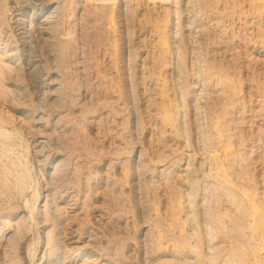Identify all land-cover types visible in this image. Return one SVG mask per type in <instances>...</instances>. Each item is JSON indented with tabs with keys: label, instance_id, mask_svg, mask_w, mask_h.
Returning a JSON list of instances; mask_svg holds the SVG:
<instances>
[{
	"label": "rangeland",
	"instance_id": "obj_1",
	"mask_svg": "<svg viewBox=\"0 0 264 264\" xmlns=\"http://www.w3.org/2000/svg\"><path fill=\"white\" fill-rule=\"evenodd\" d=\"M65 1L0 0V264H264V0Z\"/></svg>",
	"mask_w": 264,
	"mask_h": 264
},
{
	"label": "bare ground",
	"instance_id": "obj_2",
	"mask_svg": "<svg viewBox=\"0 0 264 264\" xmlns=\"http://www.w3.org/2000/svg\"><path fill=\"white\" fill-rule=\"evenodd\" d=\"M118 1H119V0H118ZM65 2H66V4H67V6H71L73 0H66ZM113 5H114V4H113ZM114 6H115V5H114ZM110 7H111V6H110ZM66 13H67V12H66ZM113 14H114V13H113V11H112V14L109 15V17H108L109 20H111V21H112V19H114V18H113ZM114 15H115V14H114ZM62 19H63V21H64V20H65V21H68V20L70 19V14H63V15H62ZM109 20H108V21H109ZM113 23H114V22H113ZM114 27H115V26H114ZM111 28H112V27H111ZM64 36L67 37V38H66V41H67V42L71 40V38L69 37V33H68V32H65ZM71 41H72V40H71ZM71 41H70V42H71ZM114 41H115V40H114ZM67 42H66V43H67ZM73 42H74V41H73ZM73 42H72V45L75 44V43L73 44ZM112 42H113V41H112ZM64 43H65V42H64ZM66 43H65V44H66ZM115 46H116V45H115ZM68 48H69V47H68ZM181 52H182V51H181ZM183 53H184V52H183ZM182 58H183V57H182ZM114 61H116V60H114ZM194 62H195V61H194ZM181 63H182V62H181ZM117 64H118V63H117ZM115 65H116V64H115ZM4 67H5V66H4ZM13 117H14V116H13ZM73 117H74V116H73ZM218 125H219V124H218ZM216 127H217V125H216ZM217 133H218V132H217ZM219 134H220V133H219ZM77 138H78V137H77ZM102 149H103V148H102ZM58 151H59V150H58ZM8 162H9V161H8ZM11 162H12V160H11ZM210 162H211V161H210ZM19 163H20V162H19ZM11 164H12V163H11ZM13 164H14V163H13ZM22 165H23L24 168H25V165H24V164H22ZM7 166H8V164H7ZM13 166H14V165H13ZM213 166H214V165H213ZM17 167H18V166H17ZM20 167H21V165H20ZM65 167H66V166H65ZM65 167H63V168H65ZM7 168H10V166L7 167ZM68 168H69V167H67V169H68ZM14 169H17V168L14 167ZM14 169H13V170H14ZM65 169H66V168H65ZM69 169H70V168H69ZM19 170H22V169H19ZM24 170H25V169H24ZM63 170H64V169H63ZM75 170H76V168H75ZM0 171H1V170H0ZM2 171H3V170H2ZM11 171H12V169H11ZM25 171H27V170H25ZM6 172H9V171L7 170ZM18 172L21 173V171H18ZM22 172H23V171H22ZM27 172H29V171H27ZM69 172H70V171H69ZM72 172H73V171H72ZM74 172H75V171H74ZM80 172H81V171H80ZM13 173H14V172H13ZM15 173H16V172H15ZM20 173H19V175H20ZM24 173H25V172H24ZM63 173H65V172H63ZM9 174H10V173H9ZM17 174H18V173L15 174V177L18 176ZM96 174H97V173H96ZM23 175H24V174H23ZM80 175H81V174H80ZM202 175H203V174H202ZM6 176H8V175H6ZM24 176H25V175H24ZM63 176H64V175H63ZM18 177H19V176H18ZM18 177H17V179L19 180L20 178H18ZM20 177H21V175H20ZM25 177H27V176H25ZM25 177H23L22 179H24ZM82 177H83V176H82ZM185 177H186V176H185ZM10 178H11V175H10ZM69 178H70V177H69ZM77 178H78V177H77ZM187 178H188V177H187ZM8 179H9V178H8ZM14 179H15V178H14ZM22 179H20V181H19L20 183H21ZM27 179H28V178H27ZM29 179H30V178H29ZM63 179H65V178H63ZM79 179H80V178H79ZM79 179H78V180H79ZM9 180H10V179H9ZM56 180H57V179H56ZM189 180H190V179H189ZM26 181H28V180H26ZM82 181H84V180H82ZM82 181H81V182H82ZM11 182L13 183V181H11ZM60 182H61V181H60ZM79 182H80V180H79ZM87 183H88V182H87ZM18 184H19V183H17V186H18ZM38 184H39V183H38ZM2 185H3V184H2ZM14 185H15V181H14ZM14 185H12V186H14ZM60 185H61V184H60ZM21 186H22V185H20V187H21ZM23 186H24V185H23ZM37 186H38V185H37ZM39 186H40V184H39ZM39 186H38V188H39ZM58 186H59V185H58ZM203 186H204V185H203ZM26 187H27V186H25V188H26ZM192 187H193V186H192ZM1 188H2V187H1ZM5 188H6V187H5ZM12 188H13V187H12ZM23 188H24V187H23ZM25 188H24V189H25ZM15 189H16V188L14 187L13 190L15 191ZM21 189H22V188H21ZM21 189H20V188H17L16 190H21ZM201 189H202V188H201ZM5 190H6V189H5ZM8 190H9V188H8ZM36 190H37V189H36ZM14 191H12V192H14ZM5 192H7V191H5ZM17 192H18V191H17ZM20 192H21V191H20ZM9 193H10V192H9ZM21 193H22V192H21ZM202 193H203V190H202ZM7 194H8V192H7ZM7 194H6V195H7ZM12 194H13V193H12ZM16 194H17V193H16ZM184 194H185V193H184ZM187 194H188V192H187ZM9 195H10V194H9ZM13 195H14V194H13ZM23 195H24V193H23ZM35 195H36V194H35ZM59 195H61V194L59 193ZM20 196H21V195H20ZM36 196H37V199H38V195H36ZM54 196H55V195H54ZM187 196H188V195H187ZM189 196H190V195H189ZM11 198H12V197H11ZM59 198H60V197H59ZM186 198H187V197H186ZM53 200H54V199H53ZM23 201H24V202H27V201L24 200V199H23ZM56 201H57V200H56ZM183 201H184V200H183ZM185 201H186V199H185ZM0 203H1V202H0ZM53 203H54V202H53ZM2 204H3V203H2ZM24 204H27V203H23V205H24ZM85 204H86V202H85ZM188 204H189V203H188ZM56 205H57V204H56ZM69 206H70V205H69ZM185 206H186V205H185ZM183 207H184V206H183ZM15 208H16V207H15ZM189 208H190V207H189ZM191 208H193V207H191ZM191 208H190V209H191ZM206 208H208V205H207ZM185 209L187 210V208H185ZM10 210H11V209H10ZM12 210H13V209H12ZM183 210H184V209H183ZM208 210H209V208H208ZM188 211H189V210H188ZM194 211H195V210H194ZM209 211H210V210H209ZM66 212H67V211H66ZM86 212H87V211H86ZM183 212H184V211H183ZM210 212H211V211H210ZM10 213H11V212H9V214H10ZM49 213H50V212H49ZM187 213H188V212H187ZM187 213H186V214H187ZM190 213H191V212H190ZM195 213H196V212H195ZM195 213H194V215H195ZM11 214H12V213H11ZM67 214H68V213H67ZM208 214H210V213H208ZM194 215H193V217L195 218L196 216H194ZM47 216H48V215H47ZM50 216H51V215H50ZM188 216H189V213H188ZM188 216H187V217H188ZM191 216H192V215H191ZM208 216H209V215H208ZM55 217H57V215H56ZM88 217H89V215H88ZM193 217H191V218H193ZM52 218H53V217H52ZM189 218H190V217H189ZM204 218H205V217H204ZM58 219H60V218H58ZM187 219H188V218H187ZM211 219H213V218H211ZM195 221H196V220H195ZM195 221H194V222H195ZM202 222H203V221H202ZM214 222H216V221L214 220ZM189 223H190V222H189ZM197 223H198V222H197ZM206 223H207V222H206ZM209 223H211V222L209 221ZM216 223H217V222H216ZM192 224H193V222H192ZM202 224H203V223H202ZM38 225H39V224H38ZM63 225H64V224H63ZM66 225H67V223H66ZM69 225H70V223H69ZM195 225H196V224H195ZM203 225H204V224H203ZM203 225H202V226H203ZM202 226H201V227H202ZM64 227H65V225H64ZM208 227H209V226H208ZM202 228H203V227H202ZM202 228H201V229H202ZM61 229L63 230V228H61ZM74 229H75V228H74ZM196 229H197V227H196ZM206 229H207V228H206ZM210 229H211V227H210ZM207 230H208V229H207ZM64 231H65V232H64V233H65V237H67V238H66L67 241H69V243L72 242V241H73V236H74V232H75V231L73 232V229L71 230V228H70L69 226H68V227H65V228H64ZM211 231H212V230H211ZM212 232H213V231H212ZM75 234H76V233H75ZM201 234H202V233H201ZM207 234L210 235L209 233H207ZM207 234H206V235H207ZM203 235H204V234H203ZM209 239H210V241L212 240L211 237H210ZM74 240H75V237H74ZM67 241H65V242L67 243ZM53 243H54V242H53ZM69 246H70V245H69ZM66 247H67V246H66ZM193 247H194V246H193ZM70 248H71V247H70ZM70 248H68V249H70ZM194 248H195V247H194ZM194 248H193V249H194ZM65 249H66V248H65ZM62 250H64V249H62ZM60 251H61V250H60ZM212 251H213V250H212ZM64 252H66V251L64 250ZM71 253H72V252H71ZM64 254H65V253H62V255H64ZM65 256H66V255H65ZM65 256H64V257H65ZM73 256H74V255H73ZM70 258H71V257H70ZM63 259H65V258H63ZM72 259H73V258H72ZM75 259H76V258H75ZM68 260H69V259H68ZM68 260H67V261H68ZM214 260H215V259H214ZM69 261H70V260H69ZM69 261H68V262H69ZM59 262H60V261H59ZM66 264H67V263H66ZM71 264H73V262H72Z\"/></svg>",
	"mask_w": 264,
	"mask_h": 264
}]
</instances>
